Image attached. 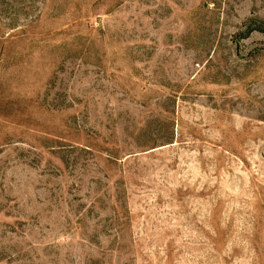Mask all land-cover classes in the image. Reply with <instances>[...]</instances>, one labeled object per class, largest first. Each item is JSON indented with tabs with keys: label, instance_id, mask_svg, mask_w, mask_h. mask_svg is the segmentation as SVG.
Returning a JSON list of instances; mask_svg holds the SVG:
<instances>
[{
	"label": "rangeland",
	"instance_id": "1",
	"mask_svg": "<svg viewBox=\"0 0 264 264\" xmlns=\"http://www.w3.org/2000/svg\"><path fill=\"white\" fill-rule=\"evenodd\" d=\"M0 264H264V0H0Z\"/></svg>",
	"mask_w": 264,
	"mask_h": 264
}]
</instances>
